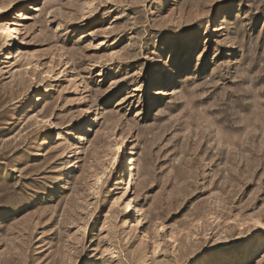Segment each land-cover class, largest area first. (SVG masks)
<instances>
[{"label": "rangeland", "instance_id": "obj_1", "mask_svg": "<svg viewBox=\"0 0 264 264\" xmlns=\"http://www.w3.org/2000/svg\"><path fill=\"white\" fill-rule=\"evenodd\" d=\"M0 8V264H249L264 0Z\"/></svg>", "mask_w": 264, "mask_h": 264}, {"label": "snow or ice", "instance_id": "obj_2", "mask_svg": "<svg viewBox=\"0 0 264 264\" xmlns=\"http://www.w3.org/2000/svg\"><path fill=\"white\" fill-rule=\"evenodd\" d=\"M4 11V9L0 8V12ZM264 11V9H262ZM242 14V13H241ZM9 29H5L3 27H0V34H7ZM161 60H163V54H161L160 57ZM156 68H161L160 64L154 65ZM162 71H167V69H161ZM0 211H3V209H0ZM261 253H264V247H261L260 251L255 252L254 254H250L251 258L249 260V264H264V256L261 255Z\"/></svg>", "mask_w": 264, "mask_h": 264}, {"label": "bare ground", "instance_id": "obj_3", "mask_svg": "<svg viewBox=\"0 0 264 264\" xmlns=\"http://www.w3.org/2000/svg\"><path fill=\"white\" fill-rule=\"evenodd\" d=\"M6 29V28H5ZM7 29H9V28H7ZM11 30V29H10ZM9 32V31H8ZM11 32V31H10ZM13 38H14V40H16L17 42L16 43H19V41H18V38H17V35H16V33H14L13 34ZM15 43V44H16ZM40 155V154H39ZM133 155H134V153H133V150H131L130 151V153H129V159H128V164H127V173H130V175L131 176H135V160H134V158H133ZM131 206H132V204H131V202H129L128 204H127V208L129 209V208H131ZM222 257H227V255H221V256H219V258H222Z\"/></svg>", "mask_w": 264, "mask_h": 264}]
</instances>
